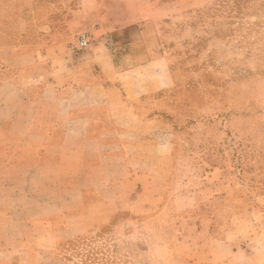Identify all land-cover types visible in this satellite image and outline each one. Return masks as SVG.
I'll use <instances>...</instances> for the list:
<instances>
[{
	"label": "crops",
	"instance_id": "obj_1",
	"mask_svg": "<svg viewBox=\"0 0 264 264\" xmlns=\"http://www.w3.org/2000/svg\"><path fill=\"white\" fill-rule=\"evenodd\" d=\"M166 7L82 0L74 23L96 38L88 49L76 53L48 38L28 48L0 45L4 264H64L62 244L107 224L127 237L145 234L130 230V221L148 224L165 203L181 200L165 196L173 142L152 109L156 99H148L173 81L151 33ZM198 227L188 223L183 232L199 244H167L160 264H264V244L239 246L247 236L239 227L221 236Z\"/></svg>",
	"mask_w": 264,
	"mask_h": 264
},
{
	"label": "rangeland",
	"instance_id": "obj_2",
	"mask_svg": "<svg viewBox=\"0 0 264 264\" xmlns=\"http://www.w3.org/2000/svg\"><path fill=\"white\" fill-rule=\"evenodd\" d=\"M158 2L167 7L151 33L173 81L148 99L173 142L165 196L181 200L148 224L130 221L145 234L127 237L107 224L62 244L64 264H160L167 244H199L184 234L188 223L199 224L198 233L210 225L215 236L239 227L247 235L239 246L264 244V0ZM81 3L0 0V45H72L84 30L74 23Z\"/></svg>",
	"mask_w": 264,
	"mask_h": 264
},
{
	"label": "built area",
	"instance_id": "obj_3",
	"mask_svg": "<svg viewBox=\"0 0 264 264\" xmlns=\"http://www.w3.org/2000/svg\"><path fill=\"white\" fill-rule=\"evenodd\" d=\"M96 42V38L90 30L81 32L76 41L71 45V50L73 52L79 53L88 49L91 45ZM106 44L111 46L112 50L115 51V43L113 41L112 35H108L106 39Z\"/></svg>",
	"mask_w": 264,
	"mask_h": 264
}]
</instances>
